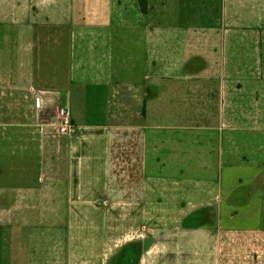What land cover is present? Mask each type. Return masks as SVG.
Returning a JSON list of instances; mask_svg holds the SVG:
<instances>
[{"label": "crops", "instance_id": "crops-1", "mask_svg": "<svg viewBox=\"0 0 264 264\" xmlns=\"http://www.w3.org/2000/svg\"><path fill=\"white\" fill-rule=\"evenodd\" d=\"M0 264H264V0H0Z\"/></svg>", "mask_w": 264, "mask_h": 264}, {"label": "rangeland", "instance_id": "rangeland-1", "mask_svg": "<svg viewBox=\"0 0 264 264\" xmlns=\"http://www.w3.org/2000/svg\"><path fill=\"white\" fill-rule=\"evenodd\" d=\"M119 92H118V95H116V98H115V101H117V103H116V105H115V111H118V114L119 115H115V117H114V120L115 121H117V120H125V116L124 115H122V114H124L125 113V111L123 110V107H121V105L123 104V105H125V102L123 103V100H122V98H121V91L120 90H118ZM118 97H119V100H118ZM123 111V112H122ZM138 111V110H137ZM137 117L138 118H140L141 116L140 115H137ZM130 120L132 121V119L130 118ZM140 120V119H139Z\"/></svg>", "mask_w": 264, "mask_h": 264}, {"label": "built area", "instance_id": "built-area-1", "mask_svg": "<svg viewBox=\"0 0 264 264\" xmlns=\"http://www.w3.org/2000/svg\"><path fill=\"white\" fill-rule=\"evenodd\" d=\"M60 115H61V117L63 119V126L59 129V132L61 134H63V133L67 132V127L69 125V121H68V117H67V115H66V113L64 111H61Z\"/></svg>", "mask_w": 264, "mask_h": 264}, {"label": "trees", "instance_id": "trees-1", "mask_svg": "<svg viewBox=\"0 0 264 264\" xmlns=\"http://www.w3.org/2000/svg\"><path fill=\"white\" fill-rule=\"evenodd\" d=\"M141 11L146 12V0H138ZM144 117V111L141 112V118Z\"/></svg>", "mask_w": 264, "mask_h": 264}]
</instances>
